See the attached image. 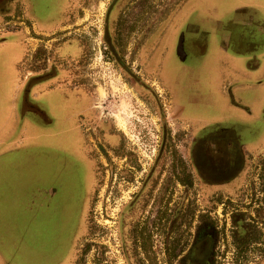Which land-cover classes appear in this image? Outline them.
Masks as SVG:
<instances>
[{
    "label": "rangeland",
    "instance_id": "rangeland-1",
    "mask_svg": "<svg viewBox=\"0 0 264 264\" xmlns=\"http://www.w3.org/2000/svg\"><path fill=\"white\" fill-rule=\"evenodd\" d=\"M183 1L18 0L17 5H20V9L27 12L29 18L40 22L39 26L43 30L56 29L64 22L63 14L68 18L76 19L68 21V32L72 34L65 37L59 34L55 44L63 55L68 53L66 49L71 53L76 47L80 50L79 55L83 53V59L77 58L78 51L71 57L56 56L57 68L63 71L67 68L73 75L72 78L64 73L60 75L58 82L65 84L73 80L75 91H78L77 87H81L79 84L83 82L90 84L92 91L94 90L92 87L97 88L96 93L91 95V101L92 105L99 107L95 110L99 111L101 116H68L71 113L70 107L74 106L75 101L69 103L61 92H56L47 100L50 104L46 105V101L43 100L45 107L61 115L58 116V122L59 127H62L61 123L63 127L55 133L50 129L51 127L43 125V122L32 119L26 142L32 146L29 149L32 152L27 154V157L22 156L25 165L21 170L26 178L34 179L51 173L54 183H63L65 186L68 177L73 176L76 188L78 186L76 179L81 172L85 173V177L87 174L89 176L81 177L84 178L85 186L89 184L90 195L86 202L85 214L80 219L81 230L76 237L73 264H128L127 257L116 252L120 213H118V184L115 178L120 166L117 163L122 159L118 157V153H115L117 139L110 133L121 135L125 155L133 154L131 150H136L140 160L147 163L146 168H150L152 162L156 160L161 145L166 144L173 150L174 147L179 146L176 151L184 152L185 147L193 143V132L179 123L178 116H172L168 96L152 85V80L141 70L138 63L139 51L149 33H163L171 11ZM234 1L246 2V0ZM252 2L255 5L252 6L254 12L235 16L236 22L230 35L233 34L234 39L244 36L247 42L253 44V46L249 44L246 48L256 49L255 51L259 49L255 53L259 55L264 52V0H252ZM234 15L235 13L232 14V18ZM17 16L20 17L22 14ZM52 18L53 23L49 22ZM72 39H76L77 44H68ZM40 50L39 55L45 51L42 48ZM8 51H10L9 47L0 49V83L10 81L9 83L12 84L15 83L16 74L13 71L12 74L9 73L10 69L6 66L9 61ZM251 53L246 55L251 56ZM207 61L209 58L202 59V62L200 58H192L186 65L173 56L164 61L165 80L181 97V101L189 103L187 107L189 116L212 117L219 113L222 107L217 104L218 95L214 96L215 89L211 87V82H208L211 67L203 66ZM198 62L202 64L201 67ZM191 64L192 68L189 67ZM131 71L134 75L130 73ZM79 73L84 77H79ZM198 76L201 79L200 83ZM155 85L157 86L158 83L156 82ZM158 88L161 89L160 86ZM198 88H201L199 92ZM11 96L13 93L10 88L4 97L0 96V107L1 100L7 97L10 99ZM188 96L193 98L192 102L186 98ZM81 106L84 104L82 103ZM1 111L0 109V116L5 115L1 114ZM89 128L94 133L91 137L94 141L91 144L96 145L97 138H100L108 147L105 149L106 153L97 147H94V150L89 147L86 152L84 151L89 141L84 133L86 135ZM72 138H75L74 146H72ZM263 138L264 131H261L256 137L246 135V138L240 140L241 145L245 143L251 153H255L246 159L247 164L239 180L240 189L235 193L231 192L235 200L232 207L239 210L237 213L241 215L233 217L234 215L230 214L232 208L229 210L227 206L220 205L217 217H207L218 223L223 230L217 264H264V211L263 207L257 208L258 205L260 206V200L258 198L252 200L249 195L252 193L250 192L252 188H258L260 191L259 168L264 162V148L258 153L253 143L255 146H260ZM50 150L56 155L53 158L49 154ZM70 153H74V164L66 161L67 157L70 161ZM87 155L89 159H86ZM50 159L57 164L54 166L49 163ZM163 160L171 161L172 158L165 157ZM65 163L69 164V168L75 167V175H71ZM258 191L253 193H259ZM123 195L125 197L127 194ZM61 198L67 203L65 195ZM225 200L226 197H220L219 203L225 202L228 205V201ZM123 201L130 202L125 198ZM209 202V197L203 194L201 206L204 211L211 208ZM257 210L259 213L256 212ZM126 220H129V216H126ZM45 232L46 230H43L42 233ZM38 243H41L40 239ZM29 244L22 249V257L27 258L31 254L27 247Z\"/></svg>",
    "mask_w": 264,
    "mask_h": 264
},
{
    "label": "crops",
    "instance_id": "crops-1",
    "mask_svg": "<svg viewBox=\"0 0 264 264\" xmlns=\"http://www.w3.org/2000/svg\"><path fill=\"white\" fill-rule=\"evenodd\" d=\"M206 1L207 3L205 0H198V34L206 48L203 52H198V58L201 62L202 59L209 58L203 66L211 67L208 82L215 89L214 96L218 95L217 104L222 107L215 116H198L194 120L195 125L196 128L198 124L203 128L214 125L220 130H226L231 137V145L226 152L240 153L242 150L245 154H253L245 143V146L241 145L240 140L246 138V135L256 137L264 131V52L255 55L259 49L255 51L256 49L246 48L253 44L247 42L244 36L234 39L232 34L231 41L227 40L225 27L230 15H249L254 12L252 6L255 5L252 0L242 3L234 0ZM17 4L18 0H0V49L10 48L6 66L10 69L9 73L12 74L13 71L16 74L15 83H0V96L4 97L10 88L13 93L10 99L7 97L1 100L0 107L1 114H5L0 116V264H73L76 237L81 230L80 219L85 214L87 196L90 194L87 189L89 184L85 186L84 178H81L84 173L78 174V186L75 188L73 176L68 177L67 186H64L63 183H54L51 173L33 179L26 178L21 170L25 165L22 156L27 157L32 152L29 150L32 146L26 143L30 121L37 119L42 122L37 116L39 113L43 114L44 110V116L48 118L45 126L54 131L58 116H61L45 107L50 104L47 100L57 89L53 84L55 80L51 82V79H39L46 70L33 66L36 43L32 39L41 36L42 39L50 40L67 33L69 23L64 21L56 29L48 31L39 26L40 22L24 14V20L28 22L26 27L15 29V14H22L20 17L23 19V13L19 11L20 5ZM52 21L53 18L49 22L53 23ZM66 50L68 53L63 55L56 49V56L71 57L74 52L71 54ZM247 53H251V56H247ZM200 82L198 76V83ZM199 89L201 88H198V92ZM26 99L38 110H26ZM70 115L72 114L69 113L68 116ZM253 145L259 151L262 144ZM49 154L52 158L55 155L51 150ZM70 154V161L68 157L66 161L74 164V153ZM234 158L232 162L235 165L237 161L243 160L241 155L239 160ZM224 160L228 162L230 158ZM48 162L54 166L57 164L51 159ZM68 163H65V167L71 171V175H75V167L69 168ZM222 166H218L219 169L222 170ZM227 167L231 169L232 166L226 165ZM239 168L236 165L235 172L227 173L228 180L239 176ZM219 186L226 189L231 188L232 184ZM63 195L67 203L63 202ZM43 230H46L44 234ZM39 239L41 243H38ZM29 242H34L31 244L33 246ZM26 244H29L27 247L31 252L27 258L21 256Z\"/></svg>",
    "mask_w": 264,
    "mask_h": 264
},
{
    "label": "flooded vegetation",
    "instance_id": "flooded-vegetation-1",
    "mask_svg": "<svg viewBox=\"0 0 264 264\" xmlns=\"http://www.w3.org/2000/svg\"><path fill=\"white\" fill-rule=\"evenodd\" d=\"M205 3H207L206 0ZM19 11L26 15L28 14L27 12H22V10ZM237 14L235 13L233 18L230 15L227 19L225 31L228 36L225 37L229 41H231L230 36L232 38V35H230L232 33L231 29L236 22L235 16ZM15 18L17 22H15V27L13 28H22L21 25L26 27L28 22L24 20L26 18L25 15L21 19L15 14ZM63 18L67 22L76 20L68 18L66 14H63ZM71 34L72 32H68L60 34V36L65 37ZM149 34L138 54L139 66L152 80V85L159 92L164 91L166 93L171 104L172 116H178L179 123L193 132V143L185 147L184 152L176 151L179 146L174 147L173 150L166 144L161 145L156 160L152 162L150 168H146L147 163H143L140 160L136 150H131L133 154L125 155L126 151L123 150L121 135L110 133L111 136L117 139L115 153H118V157L122 159L117 163L120 166L115 178L116 184H118V213H120L118 237L116 238V247L118 249L116 252L127 257L128 264H217L220 238L223 230L218 223L207 217H217L220 205L222 207L227 206L229 210L232 208L233 210L230 211V214L234 215L233 217L241 215L237 213L239 210L232 207L235 200H233V193L231 192L234 191L235 193L240 189L239 180L246 167V159L255 153L245 154L242 150L240 153L236 151L235 153L226 152L231 145V137L226 130H220L214 125L203 128L200 127V124L196 128L194 120L198 116H189L187 111L189 103L184 100L181 101V97L165 80L164 70L166 65L164 61L166 59L173 56L181 63L187 65L192 58L198 59V52H203L206 49L204 43L200 41L202 40L201 35L198 34V0H184L171 11L163 33L153 32ZM58 37L46 40L40 36L32 39L36 43L33 66L34 68H43L47 71L40 75L39 79H51V82L55 80L53 84L57 90L54 93L61 92L69 103L75 101L74 106L70 107L72 114L70 116H101L100 112L95 110L99 107L92 105L91 101V95L96 93L97 88L92 87L94 89L92 91L90 84L83 82L79 84L81 87H77L78 91H75L76 87L73 80L65 84L58 82V78L64 73H66V76H72L73 78L69 69L64 68L63 71L57 68V52L55 50L58 47H56L55 43L58 41ZM76 39H72L68 44H77ZM41 48L45 49V51L39 55L38 52L41 51ZM74 50L73 54L78 51L77 58H82L83 53L79 55L80 50L76 47ZM143 56H145V59H143ZM192 64L189 67L192 68ZM79 66L81 67V65ZM130 73L133 74L132 71ZM79 77L84 76L79 73ZM156 82L161 89L158 88V85H155ZM190 95H192L191 92ZM25 97H27V94H25ZM186 98L190 99V102L193 100L191 96ZM24 101L26 102L24 103L26 110H38L27 99ZM82 103L84 106H81ZM39 114L37 117L42 119L45 125L48 122V118L44 116V110L43 114ZM58 121L56 126H54L56 133L63 127L61 122L62 127H59ZM93 135L94 133L90 128L87 130L86 135L84 133L85 138L89 139L86 148L82 147L83 149L85 148L84 151L86 152L89 147L91 150L97 147L106 153L105 149H108V147L101 142L100 138H97L98 142L96 145L91 144L94 141L91 139ZM71 141L72 146H74L75 138H72ZM263 148L264 142L260 146L258 153ZM240 155L244 161L241 160L236 163V165L240 166L238 170V172L240 171L239 176L228 180L226 177L227 173L235 172L234 168L236 165L232 162L233 157L239 160L238 157ZM165 157H171L172 160H163ZM227 157L230 158V161L225 162L224 158ZM86 159H89L88 155ZM226 165L232 166L231 169L229 167L226 168ZM218 166H222V170ZM259 169L261 174L258 183L260 191H258V188H252L250 190L252 193L249 195L252 200H257V198L260 200V206L258 205L257 208L263 207L262 210L264 211V162L260 164ZM88 177V174L85 177L84 173V178ZM224 184L230 186L232 184V187L226 189L221 186H219L220 188L218 187V185L224 186ZM256 191L259 193H253ZM123 194L127 195L124 197ZM203 194L210 199L211 208L207 211H204L201 206ZM220 197H226L227 200L225 201H228L229 204L227 205L225 202L219 203ZM124 198L130 202H124ZM256 212L259 213L258 210ZM226 215H229L228 211ZM242 215L246 216L244 213ZM126 216H129V220H126Z\"/></svg>",
    "mask_w": 264,
    "mask_h": 264
}]
</instances>
